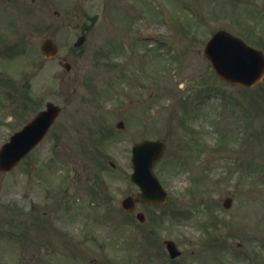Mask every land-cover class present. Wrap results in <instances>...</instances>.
Wrapping results in <instances>:
<instances>
[{"label": "rangeland", "instance_id": "1", "mask_svg": "<svg viewBox=\"0 0 264 264\" xmlns=\"http://www.w3.org/2000/svg\"><path fill=\"white\" fill-rule=\"evenodd\" d=\"M219 30L264 51V0H0V147L47 103L63 109L0 174V264H264V81L215 75L203 51ZM150 138L167 142L155 171L171 197L138 204L140 225L121 201L139 192L132 145ZM32 222L67 237L50 232L47 250Z\"/></svg>", "mask_w": 264, "mask_h": 264}, {"label": "water", "instance_id": "2", "mask_svg": "<svg viewBox=\"0 0 264 264\" xmlns=\"http://www.w3.org/2000/svg\"><path fill=\"white\" fill-rule=\"evenodd\" d=\"M41 48L45 57L52 58L58 53V46L53 40H46ZM205 53L217 74L232 84L253 87L264 78L263 54L225 31L213 36L206 46ZM64 66L70 68L68 64ZM59 113V107L52 103L48 104L46 111L41 112L32 123L17 133L10 143L4 145L0 152V172H10L36 147ZM164 151L165 145L161 141H145L134 147L135 174L132 180L140 185L142 193L139 197L145 203L161 205L168 200V193L153 173V168ZM134 203L132 198H127L123 201V207L126 211L132 212ZM229 206L230 200L227 204V207ZM138 217L142 221L145 220L142 214ZM168 249L173 258L179 255L174 243L169 242Z\"/></svg>", "mask_w": 264, "mask_h": 264}]
</instances>
